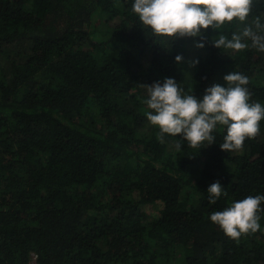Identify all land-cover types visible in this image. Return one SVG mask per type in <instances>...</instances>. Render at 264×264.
Returning a JSON list of instances; mask_svg holds the SVG:
<instances>
[{
  "label": "trees",
  "instance_id": "obj_1",
  "mask_svg": "<svg viewBox=\"0 0 264 264\" xmlns=\"http://www.w3.org/2000/svg\"><path fill=\"white\" fill-rule=\"evenodd\" d=\"M133 3L0 0V264H264V211L238 240L209 220L264 195V120L242 151L220 150L221 129L177 150L156 139L140 86L172 78L202 98L234 71L264 105V52L212 46L244 26L234 21L204 30V55L189 59L200 37L154 36ZM257 16L264 0L247 23ZM216 181L227 196L213 204Z\"/></svg>",
  "mask_w": 264,
  "mask_h": 264
},
{
  "label": "clouds",
  "instance_id": "obj_2",
  "mask_svg": "<svg viewBox=\"0 0 264 264\" xmlns=\"http://www.w3.org/2000/svg\"><path fill=\"white\" fill-rule=\"evenodd\" d=\"M254 0H134L132 12L140 23L156 37L171 40L200 37L195 47L203 48L204 30H217L236 22L244 25L233 32L231 38L224 34L211 37L216 49L241 52L251 47L264 52V24L260 17L251 23L247 18L252 11ZM250 41V44L248 43ZM176 62L182 61L177 56ZM198 61H193L195 66ZM223 80L226 86L212 84L207 87L202 98L185 94L180 83L166 78L163 83L140 85L146 89L143 100L147 111L146 119L158 128L156 139L164 143L165 134L175 138V146L180 150L183 143L193 149L215 142L214 132L224 131L219 148L223 152L242 151L246 139H254L260 134V122L264 120V105L250 102L251 93L247 87L249 78L242 73L231 71ZM180 137L177 139V137ZM209 202L215 204L222 195L227 196L219 181L207 188ZM264 195H249L230 203L223 211H213L209 220L225 234L238 240L242 235L260 230V215L264 211L261 204Z\"/></svg>",
  "mask_w": 264,
  "mask_h": 264
},
{
  "label": "rangeland",
  "instance_id": "obj_3",
  "mask_svg": "<svg viewBox=\"0 0 264 264\" xmlns=\"http://www.w3.org/2000/svg\"><path fill=\"white\" fill-rule=\"evenodd\" d=\"M190 47H192V48H188V51L185 54V56L189 57V59L190 58L191 59H196L199 56H203L204 53H205L204 50H200L199 51V48H195V47H193V45H190ZM233 53H234V51L231 50V53L230 54H233ZM141 88L143 89L142 95L146 99L147 98V96H146V89L144 87H142V86H141ZM141 101L143 103V99ZM147 210H148V213H151L152 215H157L158 214V210H159V206L157 208L148 207ZM30 264H35V259H33V257H32V259L30 261Z\"/></svg>",
  "mask_w": 264,
  "mask_h": 264
},
{
  "label": "built area",
  "instance_id": "obj_4",
  "mask_svg": "<svg viewBox=\"0 0 264 264\" xmlns=\"http://www.w3.org/2000/svg\"><path fill=\"white\" fill-rule=\"evenodd\" d=\"M32 257H33V259H35V256L32 255Z\"/></svg>",
  "mask_w": 264,
  "mask_h": 264
}]
</instances>
